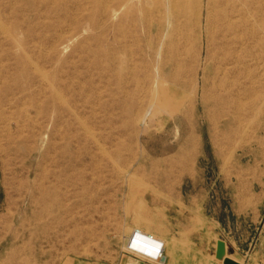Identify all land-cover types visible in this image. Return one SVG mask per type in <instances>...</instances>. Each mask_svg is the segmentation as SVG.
Listing matches in <instances>:
<instances>
[{
	"label": "rangeland",
	"instance_id": "rangeland-1",
	"mask_svg": "<svg viewBox=\"0 0 264 264\" xmlns=\"http://www.w3.org/2000/svg\"><path fill=\"white\" fill-rule=\"evenodd\" d=\"M174 2L0 0V264L117 262L135 230L183 264H245L264 236V59L241 122L201 77L158 93Z\"/></svg>",
	"mask_w": 264,
	"mask_h": 264
},
{
	"label": "bare ground",
	"instance_id": "bare-ground-1",
	"mask_svg": "<svg viewBox=\"0 0 264 264\" xmlns=\"http://www.w3.org/2000/svg\"><path fill=\"white\" fill-rule=\"evenodd\" d=\"M172 7L171 41L163 49L164 55L159 53L161 61L155 67L158 93L164 90L176 100L177 89L166 86L167 80L174 81L177 77L183 89L193 87L201 77L203 88L208 87L211 93L206 100L221 112L229 111L235 115L237 122L240 121L244 102L249 98L247 86L255 83L250 61L255 66L264 59V0H212V17L206 31L200 0H175ZM159 27L161 29L162 24ZM146 28L142 53L152 59L156 51L148 40L151 32L149 23ZM204 55L208 61L206 66L202 65ZM150 69L151 66L143 67L144 79L149 77ZM164 69H170L172 76L164 77ZM185 75H189L190 79H184ZM197 93L194 89V100Z\"/></svg>",
	"mask_w": 264,
	"mask_h": 264
},
{
	"label": "crops",
	"instance_id": "crops-1",
	"mask_svg": "<svg viewBox=\"0 0 264 264\" xmlns=\"http://www.w3.org/2000/svg\"><path fill=\"white\" fill-rule=\"evenodd\" d=\"M236 249L238 250V247ZM252 250L253 251L250 254V256L246 258L245 264H264V236L260 235V238L254 243ZM173 253L174 254H172V257L169 259L167 257V249L165 248V259L163 262V260H156L151 256L129 250V253L124 255V257L118 260L117 262H112V263L106 262L103 264H183L182 260L180 259V255H178L179 253L178 252H173ZM203 264H211V263L204 262ZM212 264H217V263L212 262Z\"/></svg>",
	"mask_w": 264,
	"mask_h": 264
},
{
	"label": "built area",
	"instance_id": "built-area-1",
	"mask_svg": "<svg viewBox=\"0 0 264 264\" xmlns=\"http://www.w3.org/2000/svg\"><path fill=\"white\" fill-rule=\"evenodd\" d=\"M127 247L129 250L151 256L156 260L165 259L164 243L153 237V235L144 234L140 230H136L132 234Z\"/></svg>",
	"mask_w": 264,
	"mask_h": 264
},
{
	"label": "water",
	"instance_id": "water-1",
	"mask_svg": "<svg viewBox=\"0 0 264 264\" xmlns=\"http://www.w3.org/2000/svg\"><path fill=\"white\" fill-rule=\"evenodd\" d=\"M225 264H237V263H235V262H233V261L228 259V260L225 261Z\"/></svg>",
	"mask_w": 264,
	"mask_h": 264
}]
</instances>
